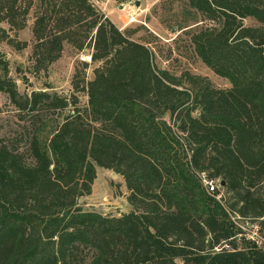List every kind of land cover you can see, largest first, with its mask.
I'll list each match as a JSON object with an SVG mask.
<instances>
[{
  "label": "trees",
  "instance_id": "16d2710c",
  "mask_svg": "<svg viewBox=\"0 0 264 264\" xmlns=\"http://www.w3.org/2000/svg\"><path fill=\"white\" fill-rule=\"evenodd\" d=\"M6 1L0 11L23 27L28 7ZM187 1L218 23L191 41L229 87L195 75L186 86L156 68L149 42L90 0H38L35 68L65 41L92 47L98 65L80 105L75 94H20L0 59V90L28 116L24 149L0 141V264H264V243L241 227L264 237V0ZM97 166L122 175L128 212L79 204ZM201 174L224 185L208 192Z\"/></svg>",
  "mask_w": 264,
  "mask_h": 264
},
{
  "label": "rangeland",
  "instance_id": "374dc122",
  "mask_svg": "<svg viewBox=\"0 0 264 264\" xmlns=\"http://www.w3.org/2000/svg\"><path fill=\"white\" fill-rule=\"evenodd\" d=\"M12 1L6 2L10 4ZM90 1L120 30H135L132 35L134 39L149 42L147 44L154 53L156 68L166 70L177 78L183 77L186 86L189 85V75L204 78L215 87L230 86L226 78L216 74L202 62L191 41L192 33L198 27H212L218 23L189 7L187 0ZM15 5L20 12L28 7L23 27L11 24L6 19V11H0V59L7 63V78L15 82L22 95L29 94L32 90H48L64 96L75 94L78 104H86L87 95L83 86L93 78L94 68L98 65L91 60L92 47L79 49L65 41L60 56L55 61L36 69L32 27L38 0H16ZM20 12L17 22L23 19ZM193 17L198 22L194 23ZM178 21L185 22L187 26L178 28ZM244 24L257 25V22L247 18L244 19ZM75 84L77 87H74ZM21 115L26 116L11 101L8 93L0 90V141H13L24 149L26 141L22 137L23 125L27 124L28 116L25 120L20 119ZM53 117L59 119L56 114ZM46 129H50L49 124ZM127 195L128 189L122 175L97 166L91 193L82 196L79 204L86 210H95L103 215H120L130 210Z\"/></svg>",
  "mask_w": 264,
  "mask_h": 264
},
{
  "label": "built area",
  "instance_id": "2783aa9c",
  "mask_svg": "<svg viewBox=\"0 0 264 264\" xmlns=\"http://www.w3.org/2000/svg\"><path fill=\"white\" fill-rule=\"evenodd\" d=\"M201 181L208 192H214L219 187L215 180L206 178L204 174H201ZM241 227L246 231L248 238L254 240L257 244L264 243V237L260 234L258 225L248 222L246 225H241Z\"/></svg>",
  "mask_w": 264,
  "mask_h": 264
},
{
  "label": "water",
  "instance_id": "95a60500",
  "mask_svg": "<svg viewBox=\"0 0 264 264\" xmlns=\"http://www.w3.org/2000/svg\"><path fill=\"white\" fill-rule=\"evenodd\" d=\"M136 4H137V2H136ZM219 184H220V186H223L224 185V181L221 180Z\"/></svg>",
  "mask_w": 264,
  "mask_h": 264
}]
</instances>
